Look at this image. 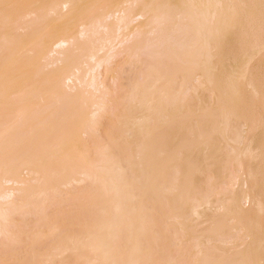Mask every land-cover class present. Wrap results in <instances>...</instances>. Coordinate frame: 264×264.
I'll return each instance as SVG.
<instances>
[{"label":"rangeland","instance_id":"rangeland-1","mask_svg":"<svg viewBox=\"0 0 264 264\" xmlns=\"http://www.w3.org/2000/svg\"><path fill=\"white\" fill-rule=\"evenodd\" d=\"M63 1L0 0V264H264V127L254 140L234 115H254L264 36L210 89L217 30L184 0H71V14ZM141 8L157 13L145 23ZM234 79L246 91L231 95ZM244 149L259 154L248 186ZM247 187L262 197L250 216Z\"/></svg>","mask_w":264,"mask_h":264},{"label":"bare ground","instance_id":"bare-ground-1","mask_svg":"<svg viewBox=\"0 0 264 264\" xmlns=\"http://www.w3.org/2000/svg\"><path fill=\"white\" fill-rule=\"evenodd\" d=\"M136 2V3H138L139 2V0H125V2ZM184 2H185V4H186V6H189V7H193V8H196L197 10H193L192 11V13L193 14H196L197 15V17H195L194 15H193V17L192 18H195L194 19V22H195V24H197V26L198 27H200L201 29V31L202 32H204V33H206L205 31H207V32H209V31H211L212 29L214 30V29H216L217 31L216 32H218L219 30H218V27H220V26H222V23L224 22V21H222V19H228V18H230L229 19V26L230 27H228L227 28V32L225 33V35H224V38L222 37L223 35L222 34H224L223 33V31H222V33H221V37L223 38V39H221V40H218L219 38L217 37V34H216V32L214 33V34H211V35H209L208 37H206L207 38V40H208V42H205V43H208L209 45H207L208 47H209V49H210V45H213L214 46V49L211 47V50L208 52V50L206 51L207 53H211V51L213 50H215L214 51V53L216 54L217 53V55L215 56V58H216V60H215V62L213 63V61L211 60V62H212V64L214 65V66H212V68L214 69V72L213 71H210V72H212L213 73V75H212V73H210L212 76H214V78H212V80H210L211 81V84H212V86H211V88L208 86V88H210V89H212V88H216V86H218V85H221L223 82L225 83V81L224 80H226L227 79V77L228 76H230V74L228 75H225V76H223V74L221 73V72H223L222 70H224V69H227L228 67H229V69H231L232 67H234L233 65H236L237 63L236 62H239L240 61V59H242L243 60V58L245 57V59H246V55L248 54L247 52H245V51H248V52H250L252 49H254L255 47H257L258 45H261V43L259 44V42H260V40H261V38L264 36V6H263V3H264V0H184ZM62 4H63V6H67L68 5V8H71V9H69V10H71L70 11V14L71 13H73V11H74V5L72 4V1L71 0H65V1H63L62 2ZM174 5H177V4H181L182 5V3L180 2V1H175L174 3H173ZM204 4V7H202V5ZM177 6H180V5H177ZM181 7V6H180ZM182 8V7H181ZM121 11H123L124 12V9L123 10H121ZM152 14H151V13ZM137 13V12H136ZM153 13L155 14V13H157V12H155V10L154 11H152V9H150V10H147V9H145V8H141L140 9V11L137 13L138 14V16H140L141 18H143L144 17V19H145V23L150 19V17L153 15ZM190 13V12H189ZM157 16V18H158V14H156ZM192 15V14H191ZM235 15H239V20H241V21H243V24H244V26L242 27V29H241V27H239L238 29L239 30H235L236 28H235V26H234V19H232V17L233 16H235ZM135 17V16H134ZM153 18L155 17V15H153L152 16ZM152 17H151V19H152ZM228 17V18H227ZM143 19V20H144ZM201 20H203V21H201ZM221 21H222V23H221ZM240 21V22H241ZM149 22V21H148ZM194 22H192V23H194ZM249 22H251L252 24H250V26H249ZM220 23H221V25H220ZM248 24V25H247ZM207 25H208V27H207ZM220 25V26H219ZM224 25V24H223ZM226 25V27H227V24H225ZM229 28H231V30L229 29ZM156 29H158V27H156ZM225 29V28H224ZM223 29V30H224ZM196 30H197V27H196ZM199 30V31H200ZM222 30V29H221ZM220 30V31H221ZM197 32V31H196ZM213 33V32H212ZM203 34V33H202ZM219 34V33H218ZM198 35H201L200 33L198 34ZM214 35V36H213ZM201 36H203V35H201ZM215 36H216V39H215ZM218 36H220V35H218ZM196 37V36H195ZM199 38H201L200 36H198ZM197 38V37H196ZM202 38H204V37H202ZM210 39V40H209ZM194 40H195V38H194ZM215 40V41H214ZM198 41V39H196L195 40V43ZM204 41H206V40H204ZM69 42V40L68 39H66V38H64V39H60L59 41H57L56 42V44H55V46H57V47H64V46H66L67 45V43ZM202 47V46H201ZM205 47V46H204ZM204 47H203V51H204ZM217 47V48H216ZM216 49L218 50V51H216ZM11 49H10V47H9V45H1L0 46V53H1V58H4V57H6V56H8L9 54H11L12 52L10 51ZM257 52H258V50H257V48L255 49ZM254 50V51H255ZM203 51H202V53H203ZM11 52V53H10ZM205 52V53H206ZM252 52V51H251ZM250 52V53H251ZM213 53V52H212ZM213 53V54H214ZM243 53H245L246 55L244 56V57H242L244 54ZM253 53V52H252ZM255 53V52H254ZM243 54V55H242ZM257 54V53H256ZM207 55V54H202V56L204 57V59H205V56ZM250 56V55H249ZM208 57H211V55L210 56H208ZM250 58V57H249ZM208 59V58H207ZM211 59H214V57H213V55H212V57H211ZM200 62H201V60H200ZM202 62H204V60H202ZM210 62V63H211ZM258 62V63H257ZM256 63H257V66L255 65V70L253 71L252 70V76H251V82H252V84H253V90H254V97H253V101H254V103H253V108H252V117L251 118H248L247 116H246V111L244 110V109H242V108H240V109H237V112L234 114V115H236V117L238 118V119H240V120H242V121H244L245 123H248V125H246L247 127H248V129L250 130V134H252L251 135V138L253 139L254 138V140L256 139V134L254 133L257 129H260L261 127H262V125H263V127H264V122H263V119H262V115L264 114V105H262L261 106V101H260V99H259V97H260V89L262 88L263 89V91H264V70H262L258 65H259V61H257ZM209 63V62H208ZM235 63V64H234ZM202 64H204V63H202ZM199 65H200V67H202L201 66V64L199 63ZM198 65V66H199ZM210 66V65H209ZM208 66V67H209ZM199 67V68H200ZM206 67V66H205ZM208 67H206L207 68V71H208ZM227 67V68H226ZM260 68V69H259ZM220 69H221V71H220ZM232 69H235V68H232ZM208 71V72H209ZM218 71H220V73L222 74H219V72ZM225 71L226 70H224V74H226V73H229V72H226L225 73ZM232 71H234V70H231V72ZM202 72V71H201ZM234 72H232V75H234L233 74ZM206 76H207V72H206ZM210 76H209V73H208V76L206 77V79L207 78H209ZM67 79L69 80H71L72 78L71 77H67ZM209 79H207L206 80V82L208 81ZM235 81H233V82H235V83H232L233 84V86L232 87H234V89L233 88H231L230 90H231V95L233 94V93H243L244 91H246V85H247V83L245 82V81H243V80H239V79H234ZM5 81V80H4ZM209 81V82H210ZM6 83H2V84H0L2 87H0V88H2L1 90H0V93L1 94H4L3 96H5L6 94V92H4V91H8V89L7 88H9L10 86H9V84H8V86L9 87H7V81H5ZM232 82V81H231ZM0 83H1V81H0ZM209 85V84H208ZM249 85V84H248ZM211 91V90H210ZM215 91V89H213V91L212 92H214ZM156 93V92H155ZM153 96H154V94H152ZM263 95V94H262ZM156 96H158L157 94H156ZM152 97V96H151ZM1 98V97H0ZM150 98V97H149ZM148 98V99H149ZM156 97H152V99H154V100H152L151 98V100L152 101H158L157 99L158 98H160V97H157V99H155ZM147 99V100H148ZM149 99V100H150ZM146 100V101H147ZM151 100H150V103L148 104V102L149 101H147L146 103L145 102H143L142 104H147L146 105V107H145V105L143 106L142 105V107H145L143 110H144V112H142L141 110H140V115L139 116H144L145 117V115H146V119H147V117H149L151 114H149V115H147L146 113H150V110H149V108H150V106L152 107V109H153V106H152V103L154 104L155 102H152L151 103ZM159 100H162L161 98L159 99ZM161 102V101H160ZM160 102H158V103H160ZM148 105H150V106H148ZM160 105V104H159ZM156 106V105H155ZM154 106V107H155ZM149 110V111H147V110ZM232 111V110H231ZM146 112V113H145ZM233 112H235V111H233ZM145 113V114H144ZM137 116V115H136ZM229 116V115H228ZM143 117V119H141L140 117H139V119L140 120H142V122L144 123L145 121V118ZM240 117V118H239ZM136 119V120H135ZM135 120V121H134ZM134 124H136V121H137V125L139 126V127H137L136 129H140L141 130V127L143 126L142 124V122L140 123V120L138 121V117H136V118H134ZM139 122V123H138ZM243 123V122H242ZM141 124V125H140ZM245 125V124H244ZM247 136H249V134L247 135ZM246 136V137H247ZM235 137H233V139H234ZM236 138H238L237 137V135H236ZM248 138V137H247ZM252 139H250V141L252 140ZM237 140V139H236ZM247 140V139H246ZM249 141V140H248ZM253 150V149H252ZM251 151V149H244L243 151H242V155H241V157H240V165L239 166H241L242 168V171H243V173L244 174H246L247 175V178L245 177V180L247 179V182H246V184H247V186H248V182H250V179H249V175L251 176V175H253L252 174V172H255V168H256V165H257V163L255 162L256 160H257V158L259 157V154H256L255 156H254V158L252 159V155L249 153ZM238 161V160H237ZM239 164V163H238ZM30 166V165H29ZM29 166H26L27 168L29 167ZM30 169H32V171H33V168H30ZM31 171V170H30ZM83 172H86V175L89 177V175L91 174V173H89V172H87V171H83ZM89 173V174H88ZM85 174V173H84ZM87 176H85L86 178H87ZM92 176V175H91ZM252 177V176H251ZM84 178V177H83ZM88 179V178H87ZM86 179V180H87ZM244 180V181H245ZM249 180V181H248ZM250 186V185H249ZM108 190H109V188H108ZM260 192V190H258V189H255V188H248L247 187V190L246 191H244L243 192V194H242V196L245 198V201H247L248 200V202H249V204H250V208L248 209V215L250 216L253 212H255L256 211V208H258L259 207V205H260V203H261V200H262V197H261V194L259 193ZM239 196H241V195H239ZM236 199V198H235ZM234 199V200H235ZM239 199L240 198H237L236 200H237V202L239 201ZM241 200V199H240ZM116 201V200H115ZM237 202H236V204H237ZM224 204V203H223ZM222 204V205H223ZM226 206L228 205V204H225ZM225 205H224V207H225ZM240 205V204H239ZM239 205H237L236 207H238ZM233 206V205H232ZM232 206H230V207H232ZM222 207V206H221ZM230 207H228V209H230ZM235 206H233L232 208H234ZM223 208V207H222ZM225 208H227V207H225ZM207 209H208V206H207ZM224 209V208H223ZM235 210H236V212H237V215L239 214V218L238 219H240V218H243V216H244V214L245 213H243V212H241L240 211V209L239 208H234ZM3 212V211H2ZM199 213H200V211H198ZM1 213V212H0ZM4 214V213H3ZM1 217H3L2 219H4L5 218V216H2L1 215ZM113 217H115L114 215L112 216V218H110L109 220H107L106 222H104L102 225H101V227L103 226V227H105L104 229H106V228H109V227H111L110 229L112 230V229H116L117 227V225L116 226H114L115 225V223H118V222H115L116 220L115 219H113ZM237 217H236V214H235V219H236ZM1 219V218H0ZM116 227V228H114V227ZM93 237V238H92ZM91 238H92V240H91V238H90V241H91V243L93 244V239H94V243L95 244H99V242L100 243H102L100 240V238L99 237H97V235H96V237H95V235H93ZM97 240H98V242H97ZM89 244V245H92V244ZM102 246H104L105 245V243L104 244H101ZM94 246V245H93ZM98 246V245H97ZM96 246V247H97ZM101 246V247H102ZM92 247V246H91ZM90 246H89V248H91ZM98 248V247H97ZM97 248H95V249H97ZM105 248V250L108 248V250H107V255L105 256L104 254L106 253V251L105 250H103ZM104 248H100V249H97L96 250V252L95 251H93V249H92V251L94 252V254L96 255L97 253H99L98 255L101 257V256H103V260L101 259V261H104V256H105V261L106 260H108V258H107V256L108 255H110L109 254V252H110V250H109V247L107 246V247H104ZM101 249H102V251H101ZM90 250V249H89ZM100 250V251H99ZM99 251V252H98ZM94 255V258H100L98 255H97V257ZM93 258V259H94ZM93 259H92V262H93ZM96 260H97V262H99V260L98 259H95L94 260V262H96ZM110 260H111V258H110ZM100 261V262H101ZM111 263H113L112 262V260H111ZM242 264V263H241Z\"/></svg>","mask_w":264,"mask_h":264}]
</instances>
